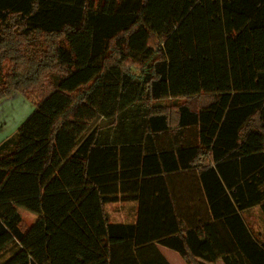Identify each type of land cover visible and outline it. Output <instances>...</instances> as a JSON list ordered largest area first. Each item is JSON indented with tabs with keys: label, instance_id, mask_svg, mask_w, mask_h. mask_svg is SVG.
<instances>
[{
	"label": "trees",
	"instance_id": "obj_1",
	"mask_svg": "<svg viewBox=\"0 0 264 264\" xmlns=\"http://www.w3.org/2000/svg\"><path fill=\"white\" fill-rule=\"evenodd\" d=\"M48 73L0 142V264H264V0H0V100Z\"/></svg>",
	"mask_w": 264,
	"mask_h": 264
},
{
	"label": "rangeland",
	"instance_id": "obj_2",
	"mask_svg": "<svg viewBox=\"0 0 264 264\" xmlns=\"http://www.w3.org/2000/svg\"><path fill=\"white\" fill-rule=\"evenodd\" d=\"M38 38V37H37ZM36 40V39H35ZM2 67L3 70H9L11 67V63H9L7 60L2 61ZM136 64V63H135ZM131 65V68L136 71L137 70V64L136 65ZM50 75L49 73L46 75H43L40 79L39 84L34 88V89H30L29 91V95L31 97H26L24 95L23 98L25 99V101L27 102V104L30 106H32V108H25L24 110V115L25 118L32 112L33 107H34V96H40L41 94H43L44 92H46L48 89L51 88L52 84H51V80H50ZM203 96V95H202ZM205 96L194 100V102H192L194 105H200L202 102L201 100H205ZM181 100H179L180 102ZM165 103L169 108L172 106V104H174L172 99L169 100H163L160 101V104ZM172 112V111H171ZM104 209L107 212L109 218L111 220H123V219H129L128 216H131L133 212L129 211L130 208H128L127 206V202H113V203H107L104 205ZM17 210L20 214L21 217V224H23L24 226H29L31 225L34 220L36 219L37 215L33 212H30L28 210H26L25 208L22 207H17ZM243 217L245 219V221L247 222V224L255 231L258 233H261L262 235H264V217H262V214L260 212V209L258 206L252 207L247 211L243 212ZM161 246H158V248L160 249ZM176 253V252H173ZM177 254V253H176ZM178 255V254H177ZM179 260L181 261L182 264H187L185 262V260L178 255ZM172 262L174 260H171Z\"/></svg>",
	"mask_w": 264,
	"mask_h": 264
},
{
	"label": "crops",
	"instance_id": "obj_3",
	"mask_svg": "<svg viewBox=\"0 0 264 264\" xmlns=\"http://www.w3.org/2000/svg\"><path fill=\"white\" fill-rule=\"evenodd\" d=\"M25 108H32L28 105L21 94L14 92L11 95L2 98L0 100V142L11 135L19 126V124L25 119L24 110ZM129 211L133 212L131 216H128L129 219L123 220H113L120 222H130L134 221V213L136 210L134 202H127ZM161 253L165 256L170 264H182L174 251L166 248L160 247ZM171 260H174L173 262ZM217 264H223L221 261H218Z\"/></svg>",
	"mask_w": 264,
	"mask_h": 264
}]
</instances>
